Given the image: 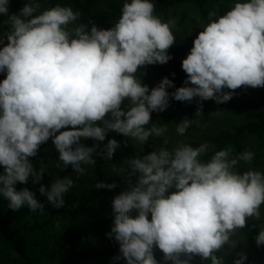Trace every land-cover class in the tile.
<instances>
[{"label":"clouds","instance_id":"1","mask_svg":"<svg viewBox=\"0 0 264 264\" xmlns=\"http://www.w3.org/2000/svg\"><path fill=\"white\" fill-rule=\"evenodd\" d=\"M9 4L0 0V16L7 17L8 25L7 43L0 48V73H6L0 82V197L13 211L27 206L44 212L34 191H18L16 185L30 178L41 182L47 167L37 169L30 158L50 138L59 153L55 167L71 166L79 177L86 174L85 166H95L94 154L111 160L121 147L115 138L103 148L87 146L82 138L103 142L116 132L144 145L168 131L166 124L152 123V113L165 111L170 99L198 97L222 104L242 86L264 87V0H238L221 16L217 10L208 12V23L182 61L184 86L172 93L167 89L175 85L168 77L150 89L136 75L173 59L169 49L176 43L178 21L162 20L152 0H123L113 27L92 24L90 31L83 23L69 27L81 16L71 6L57 4L37 14L39 0H28L18 14H9ZM191 124L184 118L177 133L184 135ZM208 150L207 143L178 144L125 161L129 187L113 198L114 220L107 234L119 244L121 255L114 262L191 264L200 257L224 264L217 253L226 245L234 249L237 230L247 228L250 219H261L264 173L237 170L240 161L251 163L254 152L232 156L225 148L201 159ZM74 184L70 176L57 177L50 188L41 184L39 193L60 209ZM117 186L95 184L97 189ZM259 227L257 247L264 246V224ZM156 248L162 261L156 259ZM246 260L241 252L233 264Z\"/></svg>","mask_w":264,"mask_h":264},{"label":"trees","instance_id":"2","mask_svg":"<svg viewBox=\"0 0 264 264\" xmlns=\"http://www.w3.org/2000/svg\"><path fill=\"white\" fill-rule=\"evenodd\" d=\"M28 0H12L9 6V14L19 13L20 9ZM41 8L39 12L50 9L57 4L71 6L74 11L81 13L80 18L70 28L83 23L92 24L102 29H110L118 22L121 16L123 0H110L101 6L99 0H39ZM155 4V14L163 16L166 20L172 16L180 24H189L191 29L197 32L203 30L208 23V12L215 4H233L238 0H152ZM6 16H0V35L7 43L6 34L8 25L4 23ZM175 73V76L172 74ZM144 84L149 88L155 87L164 77L173 80L175 87L167 89L172 93L187 79V74L173 69L169 64L148 65L138 71ZM256 100L258 107H251L247 101L240 100L234 93L233 98L225 103L217 104L214 100L200 101L197 97L191 102H181L170 99V106L163 112L152 113V123H156L163 116L166 125H176L184 118L192 120L191 126L182 136L195 134L214 121L218 110L230 116H236L241 121L236 125L226 127L217 132L207 135L201 142H193L190 145L198 147L201 144L209 145L208 152L201 157L209 159L216 151L230 148L232 156L241 152L254 151L252 160L254 168L261 169L264 173V87H247ZM225 91H230L225 89ZM202 105V109H201ZM127 101L122 106L127 109ZM198 110H202L196 114ZM149 125L148 127H150ZM114 138L120 142L121 147L115 152L111 160L95 155L94 167H86V174L77 177L71 166L61 170L53 167L52 173L45 172L39 184L33 183L32 178L25 184L18 183L17 190L27 187L36 193V198L45 204V210L41 214L39 210L31 212L25 206L18 211L8 207V201L0 197V264H126L124 260L114 262L113 257L121 255L119 244L114 238L107 235L111 231L114 216L112 213L111 196L113 190L97 189L98 181L113 183L110 179V167L119 168L123 175L128 170L126 160L138 156H144L157 150L158 141L152 137L141 146L133 143L131 138H125L114 132ZM52 139L40 146L36 157L30 160L39 169L43 163L46 149ZM99 143L100 148L106 144L105 141L98 142L89 139V145ZM58 162L56 159L55 164ZM237 170L243 173L247 170L244 161H240ZM70 176L75 181L74 186L65 194V205L56 209L47 201L46 196L39 193L42 185L49 187L57 177ZM135 178H133V181ZM123 186L128 189L126 177L122 180ZM170 191H174L170 190ZM261 214L264 215V205L261 206ZM255 224L251 219L248 227L238 229L244 242L248 246V263L264 264V246L257 247L255 237L259 228H253ZM224 257V264H233ZM191 264H210L195 257Z\"/></svg>","mask_w":264,"mask_h":264},{"label":"rangeland","instance_id":"3","mask_svg":"<svg viewBox=\"0 0 264 264\" xmlns=\"http://www.w3.org/2000/svg\"><path fill=\"white\" fill-rule=\"evenodd\" d=\"M99 1L102 6L110 0H99ZM11 2L12 0H10L9 6L11 5ZM233 5L234 3L233 4H228V3L215 4L214 6H212L211 11L217 10V15L221 16V15L226 14V12L229 11L231 6ZM159 17L165 22H167V20L169 19H172V16L169 17V19L167 20L163 16H159ZM173 31L176 34V43L169 49V55H171L173 59H171L166 64L171 65L173 69L178 70L179 72L182 73L183 72L182 61L189 54L190 49L193 47V41L196 38V36L199 34V32L192 30L189 24L183 25V24H180L179 22L177 23V26L175 29H173ZM0 40H3V43H0V48H2L4 46L5 40L1 35H0ZM137 77L142 80V78L139 75H137ZM5 78H6V73H0V82H2L3 79ZM235 94L240 100L247 101L251 107H258L256 100L254 99V97L252 96L248 88H245L242 86L241 88L235 90ZM218 111H219V114L216 115L214 121H212L211 124H207L203 128V130L195 134H192L190 136H182L178 134L176 131V127H177L176 125H167L168 131L165 133V135L163 137L156 138L158 141V147L156 151H158L160 148H167L171 150L173 147L177 146L178 144H189L190 145L193 142H201L202 139L205 138L207 135H211L212 133L217 132V130L230 127L232 125H236L237 123L241 121L236 116H230L228 114H225V112H222L220 110ZM163 118H164L163 116H160L158 121L155 124H157L158 126L164 125L165 121ZM63 130H69V129H62V131ZM112 138H114V132H109L106 136L105 142L107 143L108 140ZM131 140L133 141L135 145L141 146L139 142L133 139ZM81 143L87 146H90L89 139L82 138ZM118 150L119 148L116 151ZM251 152H254V151H251ZM58 157H59V153L57 152V150L54 147L53 142L51 141L49 146L46 149V154L44 156V160L42 163L47 167L46 172L52 173L53 167L55 165V161L56 159H58ZM244 164L247 168L246 171H248L249 169H252V170H257L263 173L261 169L254 168L252 161L251 163L244 162ZM3 171H4L3 166H0V173H3ZM109 177L110 179L113 180V182H115L118 185L114 189V192L111 196V201H113V198L116 195L120 194L124 190H127V188L123 186V183H122L123 172L119 168L115 166L110 167ZM132 215L135 216L136 213L133 212ZM149 219H151L150 215H149ZM253 222L260 229L259 226L261 224H264V215L261 214V219L258 221H253ZM232 240L235 242L236 247L232 249V248H229L228 245H226L224 249L221 250L220 253L224 255L227 259H229L230 262H233L235 259L239 258V254L241 252H244L247 254V260L245 261V264H249L248 263L249 249L238 230L236 234L232 237ZM154 254L158 261H162L163 253L158 248L154 249Z\"/></svg>","mask_w":264,"mask_h":264}]
</instances>
